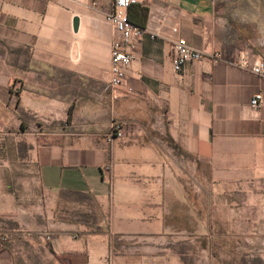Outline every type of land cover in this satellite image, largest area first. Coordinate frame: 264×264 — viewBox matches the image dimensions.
<instances>
[{"label": "crops", "instance_id": "0c3cea01", "mask_svg": "<svg viewBox=\"0 0 264 264\" xmlns=\"http://www.w3.org/2000/svg\"><path fill=\"white\" fill-rule=\"evenodd\" d=\"M112 6L0 0V264H264V79L238 29L219 0H136L111 89ZM179 39L201 58L175 72Z\"/></svg>", "mask_w": 264, "mask_h": 264}, {"label": "built area", "instance_id": "2783aa9c", "mask_svg": "<svg viewBox=\"0 0 264 264\" xmlns=\"http://www.w3.org/2000/svg\"><path fill=\"white\" fill-rule=\"evenodd\" d=\"M78 1V0H71ZM136 0H112V10L104 16V22L112 26L116 32L118 39L110 44L109 67H108V85L111 89L123 88L128 67L133 61L129 49L144 33L142 29L132 25L127 17V8L134 4ZM152 37V36H150ZM201 58V52L194 49L184 39H179L171 45V67L173 71L179 72L184 63L187 61H197ZM241 69L250 74L264 79V62L258 59L248 60L247 58L239 61ZM122 94H131L130 89L122 90ZM262 104V98L259 93L255 94L249 101V107L256 111ZM122 137L121 126H111V129L106 133L105 139L107 142H112L115 139ZM43 241L49 240V234L39 233ZM2 239L0 238V242ZM109 258V257H108ZM107 264H110L107 259Z\"/></svg>", "mask_w": 264, "mask_h": 264}, {"label": "rangeland", "instance_id": "374dc122", "mask_svg": "<svg viewBox=\"0 0 264 264\" xmlns=\"http://www.w3.org/2000/svg\"><path fill=\"white\" fill-rule=\"evenodd\" d=\"M227 13L228 18L238 29L239 44L242 46V58L253 60V43L264 37V0H219ZM240 59V60H241ZM241 243V241H239ZM257 241L249 242L250 253L255 252ZM253 250V251H252ZM237 261H252L255 257L242 259L235 258ZM241 259V260H239Z\"/></svg>", "mask_w": 264, "mask_h": 264}, {"label": "water", "instance_id": "95a60500", "mask_svg": "<svg viewBox=\"0 0 264 264\" xmlns=\"http://www.w3.org/2000/svg\"><path fill=\"white\" fill-rule=\"evenodd\" d=\"M77 29V18H73L72 20V30L76 31Z\"/></svg>", "mask_w": 264, "mask_h": 264}, {"label": "trees", "instance_id": "16d2710c", "mask_svg": "<svg viewBox=\"0 0 264 264\" xmlns=\"http://www.w3.org/2000/svg\"><path fill=\"white\" fill-rule=\"evenodd\" d=\"M131 6V5H130ZM131 23V22H130ZM132 24V23H131ZM132 25H134V24H132ZM134 26H136V25H134ZM136 27H138V26H136ZM139 29H141L140 27H138Z\"/></svg>", "mask_w": 264, "mask_h": 264}]
</instances>
